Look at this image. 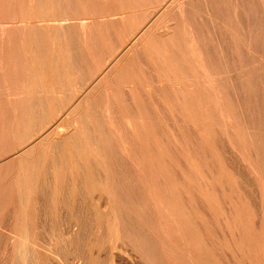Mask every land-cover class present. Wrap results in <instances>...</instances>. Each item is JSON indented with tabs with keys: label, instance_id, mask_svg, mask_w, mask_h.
<instances>
[{
	"label": "rangeland",
	"instance_id": "rangeland-1",
	"mask_svg": "<svg viewBox=\"0 0 264 264\" xmlns=\"http://www.w3.org/2000/svg\"><path fill=\"white\" fill-rule=\"evenodd\" d=\"M168 202L187 264H264V0H0V264H70L80 205Z\"/></svg>",
	"mask_w": 264,
	"mask_h": 264
},
{
	"label": "bare ground",
	"instance_id": "bare-ground-1",
	"mask_svg": "<svg viewBox=\"0 0 264 264\" xmlns=\"http://www.w3.org/2000/svg\"><path fill=\"white\" fill-rule=\"evenodd\" d=\"M186 1V0H185ZM174 10V9H173ZM172 11V10H171ZM166 12V11H165ZM160 17V16H159ZM57 18V17H56ZM60 18H63V16H61ZM161 18V17H160ZM52 19V18H51ZM63 19H66V18H63ZM175 19V18H173ZM58 20V19H57ZM171 21V20H170ZM70 22V21H69ZM72 22V21H71ZM63 21L61 23V25H63ZM159 23V22H158ZM45 24V23H44ZM58 24V23H56ZM167 24V23H166ZM54 25V24H53ZM60 25V26H61ZM156 25V24H155ZM50 26V25H49ZM57 26V25H56ZM154 26V25H153ZM59 27V26H58ZM57 27V28H58ZM64 27V26H63ZM168 28V27H167ZM168 30V29H167ZM179 42V41H178ZM136 46V45H135ZM132 51V50H131ZM64 58V57H63ZM124 58V57H123ZM118 59V58H117ZM65 61V60H64ZM67 61V60H66ZM112 61V60H111ZM95 80V79H94ZM98 82V81H97ZM102 82V81H101ZM100 84V82H99ZM100 85H103L100 84ZM99 85V86H100ZM178 85V84H177ZM96 86V85H95ZM97 86V87H99ZM88 97V96H87ZM76 109V108H75ZM138 129V128H137ZM67 139V138H66ZM68 140V139H67ZM99 147V146H98ZM102 148V147H100ZM70 149V148H69ZM74 149V148H72ZM71 149V150H72ZM95 149V148H93ZM92 149V150H93ZM70 150V151H71ZM86 150V149H85ZM98 150V149H97ZM96 151V149H95ZM66 152H68L66 150ZM102 152V151H100ZM71 153V152H70ZM89 153V152H88ZM99 153V152H97ZM93 154V153H91ZM100 154V153H99ZM101 155V154H100ZM101 157V156H100ZM98 160V159H96ZM98 161H101L100 159ZM104 162V161H103ZM108 163V162H107ZM104 166V165H103ZM102 166V167H103ZM106 167V166H105ZM109 167V166H108ZM33 170V169H32ZM54 170V169H53ZM32 172V171H31ZM54 172V171H53ZM32 183V182H31ZM28 185V184H27ZM105 190V189H104ZM108 190V189H107ZM96 191V190H95ZM101 191V190H99ZM98 191V192H99ZM111 191V190H110ZM109 191V192H110ZM109 192H105V193H109ZM114 192V190H113ZM118 192H121V191H118ZM149 192V191H148ZM57 193V192H56ZM93 193V192H92ZM90 192V195L92 194ZM96 193V192H95ZM112 193V192H110ZM109 193V195H110ZM170 193V192H169ZM89 194V193H88ZM98 194V193H96ZM101 194V193H100ZM113 194V193H112ZM123 193H119V195H122ZM148 194V193H147ZM153 194V193H152ZM31 195V194H29ZM61 195V193H60ZM75 196V194H73ZM72 195V196H73ZM82 195V194H81ZM87 194L84 193V196ZM109 195H108V198L106 197V200L109 199ZM115 196V193L113 194ZM113 195H110L112 196L113 200L116 198L114 197ZM128 195V194H127ZM134 195V194H132ZM159 195V194H158ZM83 196V195H82ZM83 196V199L85 198V203L88 202L89 199L91 198H86ZM95 196V194H94ZM100 196V195H99ZM156 196L155 198L153 199H158L157 197V194L154 195ZM173 196V195H172ZM29 197V196H28ZM58 197V196H57ZM76 197V196H75ZM123 197V196H122ZM128 197V196H127ZM142 197V196H141ZM54 198V197H53ZM95 198V197H94ZM97 198V196H96ZM111 198V199H112ZM81 198H79L80 200ZM98 199V198H97ZM159 199L162 202V198H160V195H159ZM167 199V198H166ZM95 201V199H93ZM91 201L92 203L94 201ZM99 200V199H98ZM113 200H110V201H113ZM117 200V199H116ZM149 200V199H148ZM81 201H84V200H81ZM90 201V200H89ZM100 201V200H99ZM109 201V200H108ZM133 201V200H132ZM152 202V205H153V201L150 200ZM149 201V202H150ZM158 202H160L159 200H157ZM110 203V202H109ZM155 203V202H154ZM169 203V202H168ZM97 204V203H95ZM113 204V203H112ZM80 205V204H79ZM87 205V204H86ZM89 205H93V204H89ZM88 205V206H89ZM103 205V204H101ZM115 206L111 207V208H108V209H105L103 206V210L100 209V207L96 209L95 213L94 212H91L93 210H90V207L88 206H85V205H80L78 206V208H76V212H73L72 214V217L73 220L71 222H68V227L69 230L68 232H65L66 236L70 237V235H75V238H77V241L78 242H81V244H78L75 246V248L73 249V246L72 248L69 249V251L71 249H73L72 251H70L72 254L69 255L70 257H72L70 259V261L72 260V262L70 264H103V263H98L99 261L96 259L95 257V251H94V248H86V246L84 245L85 244V241L88 239V237L90 238V236H92L93 234H98L99 232H101L102 234H106V236L108 237L109 239V242L111 244V246L115 249H119V254H115L116 252H114V249H112V259H109L111 260V262L109 264H184L187 262H184L183 261V258L182 256L185 254H183L182 256H180L182 253H180L179 250H181L182 248H185V245L184 247H182V243L185 244L183 241H184V238L187 239V241L189 242L190 244V247L193 248L194 250L196 249L197 250V246L194 242V240L192 239V233L187 234V231L185 230V227H190L191 225H195V224H192L193 222H191V218L189 220L190 224L191 225H188L189 223L186 222L187 220L185 218H182V216H180L181 214V210L176 208L175 205H171L170 206V203L169 205H164V204H156L154 209H153V214L149 213L148 215H154L156 221H150V220H143L140 215L142 213L143 210H147L145 209L144 207H140V208H134L135 206L137 207L138 205L140 206V204H134L133 203V206L132 207L131 205H124V204H114ZM150 205V206H152ZM31 206V205H30ZM138 206V207H139ZM174 206V207H173ZM24 207V206H23ZM75 208V207H74ZM34 210V209H33ZM183 210V209H182ZM185 210V209H184ZM29 212V211H28ZM31 212V211H30ZM25 213H26V210H25ZM186 213V212H185ZM188 213V211H187ZM93 214V216H92ZM184 214V213H183ZM190 215V214H189ZM186 216V215H185ZM25 217V215H24ZM26 217H27V214H26ZM93 217H98V218H102V219H106L105 221L104 220H100V221H97V224H101L103 221L105 222V226L106 228H104L103 225H100L102 228L104 229H101V227L99 226V230L98 231H94V229L92 228L93 225L95 224L93 221H92V218ZM133 218H137L136 220H134ZM127 219V220H126ZM23 220V219H22ZM30 220V219H29ZM94 220V219H93ZM186 220V221H185ZM185 221V222H184ZM30 222V221H29ZM26 223V222H25ZM188 223V224H187ZM195 223H197L195 221ZM30 224V223H29ZM66 224V225H67ZM198 224V223H197ZM197 224L195 226H197ZM65 225V226H66ZM127 225H130V228H128ZM188 225V226H187ZM31 226V224L29 225ZM62 226H63V223H62ZM192 226H191V230L192 229ZM193 226V227H195ZM97 227V226H96ZM59 229H60V226H59ZM64 230L65 227L63 228ZM189 229V230H190ZM93 230V231H92ZM97 230V229H96ZM190 230V231H191ZM166 235L164 239H161V237L159 236V233L162 232ZM59 232H61L59 230ZM58 232V233H59ZM146 232H151V234H154L155 235V239L153 238V240H150L146 235L147 233ZM60 234V233H59ZM151 234L149 235L150 238H151ZM196 234V233H195ZM201 234V233H200ZM188 235V236H187ZM198 235V234H196ZM63 236V235H62ZM61 236V237H62ZM105 236V235H104ZM102 237L105 239V237ZM162 236V234H161ZM14 237V236H13ZM63 238V237H62ZM101 238V239H102ZM194 238V237H193ZM91 239H93L91 237ZM91 239H89V241H91ZM98 240L96 242H98L100 239L97 238ZM21 240H23L21 238ZM63 240H67V238H63ZM209 240V239H207ZM27 241V240H26ZM31 241V240H30ZM69 241V240H68ZM88 241V240H87ZM93 241V240H92ZM105 241V240H104ZM103 241V244H105ZM205 241V240H204ZM32 242V241H31ZM71 242V240L69 241ZM25 243V242H24ZM91 243V242H90ZM92 243H95V242H92ZM99 243V242H98ZM97 243V244H98ZM17 244V243H16ZM26 244V243H25ZM107 244V243H106ZM229 244V243H228ZM21 245V244H20ZM23 245V244H22ZM21 245V246H22ZM88 245V247H90V245L92 244H86ZM188 245V243L186 244ZM211 245V244H210ZM208 245V246H210ZM19 246V245H18ZM26 246V245H25ZM205 246L204 244L202 245V247ZM102 247V246H101ZM189 247V246H188ZM201 247V248H202ZM21 248V247H20ZM26 247H24L25 249ZM96 248H99V247H96ZM106 248H109L107 245H106ZM205 248V247H203ZM89 249V250H88ZM132 249V250H131ZM188 249V248H186ZM206 250H208L207 248H205ZM204 249V250H205ZM102 250H106L105 248H103ZM110 250V249H109ZM130 250L134 252H137L135 255H137V258L133 257V254L134 252L130 253ZM183 250V251H182ZM181 251L184 252L186 251L185 249H182ZM22 251V250H21ZM202 251V250H201ZM200 251V252H201ZM20 252V251H19ZM98 252V251H97ZM209 252V250L207 251ZM212 253V251H210ZM27 253V252H26ZM107 253V252H106ZM105 253V255H106ZM178 253V254H177ZM180 253V254H179ZM186 253V252H184ZM108 254V253H107ZM202 254V253H201ZM208 254V253H207ZM207 254H204L207 256ZM22 255H25V254H22ZM27 255V254H26ZM68 255V254H67ZM97 255V254H96ZM98 255H101L100 254V251L98 252ZM134 255V256H135ZM203 255V254H202ZM203 255V256H204ZM210 255V254H209ZM212 256L214 255L213 253L211 254ZM104 256V255H103ZM194 256V263L196 264L197 263V260H198V255H197V251H196V255L193 254ZM201 256V257H203ZM68 257V256H67ZM205 257V256H204ZM190 258V257H189ZM211 258V257H208V259ZM68 259V258H67ZM214 259V258H213ZM69 260V259H68ZM215 260V259H214ZM213 260V261H214ZM68 261V262H70ZM98 261V262H96ZM104 261V260H103ZM205 264V260L203 258L202 260ZM207 261V260H206ZM101 262V260H100ZM209 262V261H207ZM107 263V262H105ZM193 263V264H194Z\"/></svg>",
	"mask_w": 264,
	"mask_h": 264
}]
</instances>
